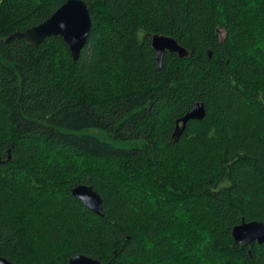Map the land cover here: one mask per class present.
I'll return each mask as SVG.
<instances>
[{
	"label": "trees",
	"instance_id": "1",
	"mask_svg": "<svg viewBox=\"0 0 264 264\" xmlns=\"http://www.w3.org/2000/svg\"><path fill=\"white\" fill-rule=\"evenodd\" d=\"M65 1L0 0V257L264 264V242L231 234L264 223V0H82L75 61L60 37L7 41ZM155 35L185 55L159 67Z\"/></svg>",
	"mask_w": 264,
	"mask_h": 264
},
{
	"label": "water",
	"instance_id": "2",
	"mask_svg": "<svg viewBox=\"0 0 264 264\" xmlns=\"http://www.w3.org/2000/svg\"><path fill=\"white\" fill-rule=\"evenodd\" d=\"M91 21L86 4L82 0H66L49 18L43 23L32 27L25 32H17L10 36L7 41L22 39L27 43L37 46L48 37H60L68 46L71 58L75 61L84 47L90 30ZM152 48L156 54L159 67L162 65L166 52L177 53L179 57L185 55V50L176 41L167 36L155 35L152 37ZM205 115L201 103H195L190 110L176 121L174 136L179 137L185 125L190 120H201ZM2 163L0 157V164ZM72 195L78 199L88 210L102 216L103 207L101 197L91 186L78 185L72 189ZM232 238L236 244L249 245L253 242H264V223L242 222L232 229ZM0 264H12L0 257ZM68 264H102L100 261L76 255L69 259Z\"/></svg>",
	"mask_w": 264,
	"mask_h": 264
},
{
	"label": "rangeland",
	"instance_id": "3",
	"mask_svg": "<svg viewBox=\"0 0 264 264\" xmlns=\"http://www.w3.org/2000/svg\"><path fill=\"white\" fill-rule=\"evenodd\" d=\"M91 133H94V134H96V135H100V134H98L97 132H95V131H90ZM101 136V135H100Z\"/></svg>",
	"mask_w": 264,
	"mask_h": 264
}]
</instances>
